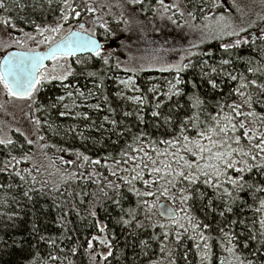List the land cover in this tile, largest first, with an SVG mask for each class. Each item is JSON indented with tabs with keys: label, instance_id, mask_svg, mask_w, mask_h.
<instances>
[{
	"label": "trees",
	"instance_id": "16d2710c",
	"mask_svg": "<svg viewBox=\"0 0 264 264\" xmlns=\"http://www.w3.org/2000/svg\"><path fill=\"white\" fill-rule=\"evenodd\" d=\"M144 1L149 4L148 8L145 10V7L142 8L141 5H138L137 8H140L146 14H150V8L154 4V0ZM196 2L205 3L206 9L210 3L206 0H195L190 5V9L195 13H198ZM20 3L25 4L22 0H20ZM8 4L11 7V1ZM26 4H31V2ZM219 12L220 15L228 14L223 9ZM51 13L47 10L33 12L31 7H26L23 10L16 8L10 14L0 10L2 16H10L16 24L18 23L27 29L33 28L34 25L19 20L20 16H25L36 21V23H45L56 19L57 13L54 12L53 15H50ZM201 15L202 13H198L197 18H204ZM254 29L249 28V31ZM217 33H213L212 36H216ZM228 38L229 36L224 35L222 39L213 38L210 41L204 39L203 42L192 48L184 62L191 61L192 66L179 74L180 78L185 81L180 86L184 92L188 95L196 92L201 99L214 102L221 99V94L227 96L240 83L239 80L233 82L224 77H216L220 87L212 90L200 76L204 61H207L209 66L218 67L221 59H231L233 63L226 66L225 71L234 75L243 74L248 80L257 79L258 82H264V75L249 73L247 71L249 65L236 59L237 56L244 57L245 60L251 58L252 64L250 66L256 68L264 65L261 56L254 52L249 45H244L242 48L233 51L232 55L229 56L220 48V44L228 41ZM190 53H195V55H190ZM207 53H211V55L209 56ZM88 64L90 65L88 71H96L99 76L104 77L102 89L97 90L96 88V85L100 83L99 77L90 78L79 74L83 71L81 65L72 64L78 74L75 77H69L63 83L74 85L75 88L77 87L87 94L90 90L96 93L92 102L99 104V109L79 110L80 112H86L89 119L74 118V115L60 117L58 112L48 107L55 101L57 96L61 95V91L56 85L61 82L52 81L46 84L44 89L39 87V91L34 93L35 101L41 106V110L36 113L35 118L36 120L39 119L41 123L37 125L35 121L33 122V133L27 138L33 143L28 144L25 139L26 136H14L12 133V139L16 143L12 155L21 160L19 164H15L13 167L16 171H20L26 179L21 181L19 177L12 173L11 167L7 172H0V184L13 185L11 190L7 188L0 189V200L12 196H16L19 200V206L14 202H10L6 206L0 205V212L18 213L13 221H8L6 215L0 216V264H91L89 255L85 252L87 241L91 240L93 236L99 238L108 236L111 238L113 235L115 236L113 240L114 254L104 264H172L173 260L175 264H201V257L195 247L196 241L188 238L192 235L191 229H189V232L184 233L181 242L178 243L176 234L182 232L183 229H179L171 223L170 219L159 216L156 209L152 210L150 220L145 218L144 210H140L137 219L144 224L143 228H136L135 222L131 227H124L116 223L121 216L128 218L126 213L121 212L120 207L125 210L135 208L137 198L134 194L128 192L127 186L123 185L122 181L110 175L108 168L104 166L105 161L102 159L109 154L119 158L121 150L128 143H131L132 136L140 131L148 133L153 140H166L177 134L178 121L184 118L185 113L191 115V111L187 106L188 95H184L182 98L173 97L171 101H164L162 105L161 111L164 114H169V110H172L173 120L177 122L175 130H173L172 127L164 125L162 118H152L151 112L154 110L155 102L152 101V95L148 92L147 85L151 76L173 75L176 73L174 71L161 72L159 68L148 67H142L145 69L144 71L124 72L122 69L115 68L116 59L114 57L110 59L109 65H104L102 60L94 56L88 60ZM205 70L209 69L206 68ZM122 73L133 74L136 84L141 88L140 94L147 97V103L144 105L143 112L140 113L144 116L145 122L143 124L137 121L135 114L128 117L123 115L125 111L135 113L136 106L117 97V90L113 89V77ZM193 83L198 87L194 89L192 87ZM105 97H107V100H105ZM239 99L232 95L229 103L232 100ZM177 101L185 107L176 109L175 104ZM254 107L257 113L264 114V107L259 104L254 105ZM109 108L115 109V112H110ZM208 111L215 114L216 109L211 107L208 108ZM245 111H247V108H245ZM105 116H108L109 120L115 119L118 122L122 121V123H118L114 127L104 120ZM101 124H103V129L100 128ZM73 126H75V131L70 130ZM126 127H131L132 131L118 136V133L124 132ZM256 127L258 130L257 135L264 132V127L259 125H256ZM191 135L194 136L195 133H191ZM145 143H147V140H145ZM244 143L247 148V142ZM133 146L135 147V145ZM159 147L163 148L164 146L159 145ZM77 152L88 155L91 160L101 159V164L93 165L88 162L84 167H80L82 160L77 159ZM25 155L29 159H22ZM6 159H9L8 149L0 145V168L4 167ZM67 161H73L74 163H67ZM107 163L111 164L112 161L109 160ZM24 169H28L29 172L25 173ZM93 169L100 175L89 179V173ZM229 174L234 175L232 172ZM120 175L128 176V173H120ZM244 175L249 182L254 181L257 184L264 182V175L256 171ZM146 178L151 179V177ZM108 180L122 185L121 192L124 199L119 207L113 203V199L116 198L115 191L106 187ZM224 186L232 190L230 185L225 184ZM136 187L141 191L149 190L145 188L142 182H136ZM195 188L196 195L186 205H181L179 200L173 202L170 197L163 195L159 196V200H167L175 208L178 207L177 213L180 216L190 215L194 218V221H199L201 225L209 224L211 226L210 229H202L206 235L212 237L208 241L210 244L209 260L204 264H221V260L231 261V264H239L236 257L244 260L245 264L249 260L253 264H264V248L260 247L258 235L260 216L255 212L258 200L253 198L252 193L247 190L239 193L240 199L232 204L233 211L221 217L219 213L223 211V200L215 198L217 197V190L206 186L203 183V178ZM28 189L32 190L30 193L32 196L31 201L22 198L21 195L23 191ZM219 191L222 192V189ZM84 193L88 195L85 196ZM105 193H107V196ZM200 193H204V197H201ZM233 195H236L234 190ZM146 199L151 202L156 200L157 197H147ZM209 200H212L211 207L208 206ZM250 205L251 207H249ZM182 207H186L188 212H181ZM213 209L215 210L213 211ZM90 210L96 212V217L89 214ZM97 220L107 225L104 232L96 227ZM232 221H237V223L232 224ZM240 221H243V223H240ZM254 221L257 222L253 223ZM180 222L187 227L186 220ZM33 224L36 225L37 231L33 230ZM161 224L164 225L163 228L160 227ZM221 228L235 237L233 240L235 249L232 255L225 252L222 247V245H229L220 232ZM164 232L169 233L168 240H164ZM253 232L257 234V240L255 241L249 240V236ZM41 236L45 239L41 240ZM51 241L55 243H51ZM141 241L145 243L142 244ZM246 243L247 247L245 246ZM162 247L164 248L163 252L161 251ZM73 248L76 249L75 253L72 251ZM102 250H104V246L100 244L99 239L93 241V250L90 251L100 252ZM253 253L256 254L253 255ZM185 254H187L186 257ZM50 255L59 256L60 259L51 261L49 259Z\"/></svg>",
	"mask_w": 264,
	"mask_h": 264
},
{
	"label": "snow or ice",
	"instance_id": "6c2138e0",
	"mask_svg": "<svg viewBox=\"0 0 264 264\" xmlns=\"http://www.w3.org/2000/svg\"><path fill=\"white\" fill-rule=\"evenodd\" d=\"M56 7H53V5ZM130 5H141L143 8L144 0H128ZM156 4L159 5L163 13H167L170 9L179 10L178 4H166L165 0H156ZM46 6V9H45ZM26 7H31L33 12L38 10L48 12H55L56 8L59 9V14L56 19L50 23H36L34 20H30L25 16H20L19 20L28 24L34 25L36 36L42 37L44 42L49 43V50L44 53H38L34 49H29L27 52H8L4 57L3 61L0 62V85L3 86L7 95L16 97L19 99H32L34 93L39 91L38 86H42L46 80L60 81L61 87L64 89V94L57 96L55 101L52 102L48 107L58 112L60 117L72 115L74 118L89 119L86 112L75 111V109L81 107L77 101L81 98L87 100L90 96H95L96 93L91 90L88 96H85L83 91L79 88H70L69 84L63 83L67 81L69 77H75L78 73L71 64L64 68V71L60 75H52L48 77L46 72L41 71L45 68L43 63L44 59H51L55 64H58L61 60L66 57L75 56L78 51H86L91 53L88 59L77 58L75 63L81 65L83 71L80 75L86 77L96 78L99 77L100 83L96 85L97 90L103 88L104 77L99 76L96 71H88V60L93 56L103 61L104 65H109L110 59L113 57L116 49H111L105 55V49L109 46L111 40L117 38V32L113 31L110 27L109 22L104 19L103 16L98 13L103 9V5L97 7L93 0H32L31 4L20 3V0H11V7L5 0H0V10L11 13L16 8L20 10ZM198 7V6H197ZM233 7L237 11H241L238 3L233 0ZM146 10V9H145ZM202 11V9H200ZM155 11V9H153ZM85 14H92L91 23L98 26V29H102L100 32L96 28L89 29L87 20H81ZM107 15V13H106ZM180 15L184 16V12L180 11ZM188 16L192 20L196 19L194 12H189ZM163 18V16H162ZM173 24L177 23L172 16L167 17ZM204 19H208L207 16ZM260 22H264V16L259 17ZM75 21L76 27H68L67 31L60 36L59 40L54 38L55 35L60 34L66 24H71ZM218 22L225 21L223 15L217 17ZM5 28L16 29V23L9 17L0 19ZM127 23V22H125ZM207 27V25L205 26ZM256 23L249 24L248 28L241 27L236 30L231 23H225L220 32L214 36V39H222L224 35L229 37H237L232 43H221L220 48L229 56L232 52L242 48L244 45H249L252 50L261 56L264 60V27L259 28L258 32L249 33V28H256ZM232 29V30H228ZM125 28L122 31H127ZM22 32L25 37L29 40L35 39V37L28 32H24L22 28L18 29ZM245 34V35H242ZM103 36V41L99 37ZM203 42V41H201ZM259 42V43H258ZM17 44H21L22 41H15ZM196 45H193L195 47ZM120 48H128L130 45L121 42ZM195 55V53H190ZM211 55V53H207ZM132 57L129 56V60ZM183 57L181 62L176 64H170L159 68L161 72L174 71L177 76L174 81H167V90L162 91L160 87L153 85L148 89L149 93L155 95H162L168 101H171L173 97L182 98L184 95H188L180 87L185 83L180 78V73L185 72L189 67L192 66V62L183 63ZM237 60L244 62L249 65L247 71L249 73H260L264 75V65L261 67H251L252 59L245 60L244 57L237 56ZM231 59H221L218 67L209 66L207 61H204L200 76L201 79L206 82L212 90H216L220 87L217 83L216 77H224L230 81L239 80L240 83L237 87L231 90V92L224 96L221 94V99L213 101H206L201 99L200 95L196 92L188 95V109L191 111V115L185 113L183 119L178 121V132L175 136L170 139H156L153 140L148 133L140 131L136 135L132 136L131 143H128L124 149L119 153V158L112 156L111 154L103 157L105 161L104 166L108 168L110 175L116 177L122 181L123 185L127 186L128 192L135 195L137 203L135 208H129L125 210L120 207L122 213H126L128 218L121 216L117 219L116 223L124 227H131L135 222L136 228H143L144 224L137 218L140 215V210H144L146 219H151V213L153 209L158 208L161 215L168 217L171 223L175 224L179 229H183L182 232H177L176 241L181 242V238L184 233L189 232L191 229L192 235L188 238L196 241L195 247L197 248L198 255L201 257V264L209 260L210 256V244L208 241L212 239L210 235H206L205 231L210 229L209 224H203L199 221H194V218L190 215L180 216L179 213L174 211L167 205L160 206L159 196L163 195L170 197L173 202L179 200L181 205H186L196 195L195 186L203 178V183L217 190V197L223 200V211H220L221 217L225 216L226 213L233 211L232 204H235L240 199L239 193L247 190L251 192L253 198L258 200V206L255 207V212L259 214L258 220L260 231V247L264 248V182L257 184L256 182H249L245 178V173H251L256 171L257 173L264 175V132L257 135V127H264V114L257 113L254 105L259 104L264 107V82H258L257 79L248 80L243 74L234 75L231 72L225 71V67L232 64ZM123 61L116 56L115 68L124 72H136L144 71V68L136 69L129 67H122ZM208 68L209 70H205ZM55 71V67L53 68ZM118 79L119 84L123 85L124 89L131 90L133 93H140V89L136 86L135 81L132 77L128 79ZM223 82V81H221ZM195 89L198 87L195 83L192 84ZM232 95L240 98L239 100H232L229 103ZM116 96L131 102L136 106L135 113L125 111L124 117L132 116L135 114L137 121L140 124L145 122L144 116L140 113L143 112L144 105L147 103V97L142 94L125 95L124 91H119ZM70 101L69 102H66ZM107 100V97H105ZM36 103V101H33ZM163 100H157L154 105V110L151 112V116L154 119H163L164 125L170 126L175 130L176 121L173 120L172 110H169V114H164L161 111ZM43 107V106H42ZM88 107L99 109V104L88 105ZM185 105L176 102V109H183ZM214 107L216 109L215 114L208 111V108ZM247 108V111H245ZM38 111L40 109H37ZM110 112H115V109L109 108ZM240 118V119H238ZM104 120L111 123L114 127L118 123L117 120H109L108 116L104 117ZM35 123L39 125L41 121L35 120ZM50 126V125H49ZM159 127V125H157ZM103 129V124L100 125ZM71 131H75L73 126ZM16 131H20L17 129ZM132 131L131 127H126L124 132L118 133L119 135H125ZM195 133V135H191ZM22 136L24 133H20ZM27 140V137H25ZM43 139V137H41ZM147 140V143H145ZM247 142V148L245 143ZM28 144H32L31 140H27ZM0 145L5 149H8L9 159L4 162V167L0 168V172H7L9 168H12V173L19 177L21 181H25V176L21 175L20 171H16L13 165L19 164L20 159L12 155V151L16 148V143L11 137H0ZM135 145V147L133 146ZM159 145H163L160 148ZM77 159L82 160L80 167H84L85 164L90 162L93 165H100L101 159L91 160L88 155L77 152ZM22 159L27 160L29 157L25 155ZM111 160L112 163L108 164L107 161ZM67 163H74L73 161H67ZM28 173V169L23 170ZM128 173V176L120 175V173ZM232 172L234 175H230ZM11 174V173H10ZM74 175V174H70ZM100 174L93 169L89 173L88 178L91 179L93 176H99ZM146 177H151L148 179ZM34 179V178H33ZM98 182V181H96ZM136 182H142L146 189L141 191L136 187ZM230 185V190L224 185ZM183 185V186H182ZM12 184L4 185L0 184V189L7 188L11 190ZM19 187V186H18ZM106 187L111 188L116 193V198L113 199V203L116 206H121L124 196L121 192V184L114 183L112 180H108ZM222 189V192L219 191ZM233 190L236 195H233ZM31 189L22 192V198H27L28 201L32 200L30 195ZM87 196V193H84ZM107 196V193H105ZM201 197H204V193H200ZM147 197H157L154 201H149ZM10 202H14L19 206V200L16 196L5 197L0 200V205L6 206ZM83 203V201H81ZM212 200H209V207H211ZM251 207V205L249 206ZM215 209H213L214 211ZM181 212L187 213L186 207L181 208ZM89 214L92 217H96V212L90 210ZM7 216L8 221H13L14 217L18 215L16 212L4 213L0 212V216ZM181 220L187 221V227ZM254 221L253 223H256ZM232 224L237 221H232ZM243 223V221H240ZM96 227L104 232L107 225L102 224L99 220L96 221ZM155 227V225H153ZM164 227L163 224L160 225ZM203 229V230H202ZM33 230L37 231L36 225L33 224ZM220 232L225 237L229 246H223L224 251L230 255L234 254L235 244L233 240L235 237L230 233L226 232L223 228ZM251 232V229H250ZM164 240H168L169 233L164 232ZM155 238V237H154ZM41 240L45 237L41 236ZM99 239L100 244L104 246V250L100 252L90 251L93 250V241ZM115 236L111 238L104 236L99 238L93 236L91 240L87 241V249L85 252L89 255L91 264H104L109 257L113 256V240ZM249 240H257V234L252 233L249 236ZM51 243H55L51 241ZM144 244V241H141ZM202 243V247H201ZM146 246V245H145ZM247 247V243L245 244ZM73 253L76 249H72ZM164 251V248H161ZM256 253H253L255 255ZM187 254H185V257ZM99 258V260H97ZM51 261H57L60 259L59 256L50 255ZM239 264H245V261L236 257ZM175 264V261H172ZM221 264H231V261L221 260ZM246 264H253L251 260L247 261Z\"/></svg>",
	"mask_w": 264,
	"mask_h": 264
},
{
	"label": "rangeland",
	"instance_id": "374dc122",
	"mask_svg": "<svg viewBox=\"0 0 264 264\" xmlns=\"http://www.w3.org/2000/svg\"><path fill=\"white\" fill-rule=\"evenodd\" d=\"M11 0H5L8 3ZM25 4L27 2H32V0H22ZM209 3V7L206 9L205 3L196 2L198 13H202L208 19H198V13H195L196 19L192 20L188 16L189 12H193L190 9L195 0H165L166 4H178L179 10L170 9L167 13H163L159 5L154 4L150 8L151 13L146 14L138 5H130L128 0H93L97 7L103 5V9L98 13V15L103 16L105 20L109 22L110 27L113 31L117 32V38L110 41L109 46L105 49V55L111 49H116L113 57H119L121 61L124 62L122 67L129 68H160L170 64H176L181 62V57H183V63L187 58L188 53L192 50L193 45L201 43L204 39L213 40V33H219L222 26L225 23H231L236 30L244 27L248 28L249 24L256 23L257 27L249 33L258 32L259 28L264 27V22H260L259 17L264 16V0H235L239 4L241 11H237L233 7V0H206ZM148 3L144 1L143 6L145 9L148 8ZM53 7H56L55 3ZM155 9V11H153ZM202 9V11L200 10ZM225 10L228 14H221L225 17V21L218 22L217 17L220 15V10ZM229 10V11H228ZM180 11L184 12V16L180 15ZM55 13L57 16L59 14V9L56 8ZM107 13V15H106ZM52 12L50 15H53ZM201 15V16H202ZM163 16V18H162ZM172 16L177 23L173 24L171 20L167 17ZM8 16H2L0 14V19ZM92 14H85L81 20L88 21V28H96L100 32L102 29H98V26L91 23ZM52 20L45 23H50ZM127 22V23H125ZM207 25V27H205ZM68 27H76L75 21L71 24H66L64 30L55 35L54 38L57 40L60 38L64 32L67 31ZM22 28L24 32L31 33L35 39L29 40L23 35L18 29ZM127 28V31H122ZM229 31L232 29H228ZM210 32V33H209ZM245 35V34H242ZM227 37V36H226ZM237 37H229L228 41L223 43H232ZM101 42L103 41V36L99 37ZM22 41L21 44L15 43V41ZM123 42L124 44L130 45L128 48H120L119 45ZM49 45V43L44 42L42 37L36 36L35 27L27 29L23 28L20 24H16V29L5 28V26L0 23V56L9 48H20V49H44ZM129 56L132 57L129 60ZM87 56H76V57H66L61 60L58 64L54 65L51 60L45 64V68L41 71L46 72L48 77L52 75H60L64 71V68L75 63L77 58L88 59ZM55 67V71L53 68ZM177 74L164 75V76H151L148 79V88L156 85L160 87L162 91L167 90V81H174ZM132 77L136 84V79L133 74H119L115 75L113 89L117 92L124 91L125 95H133L140 93H133L131 90L124 89L123 85L119 84L118 79H128ZM54 80H46L42 86H38L44 89L45 85L51 83ZM67 84V83H66ZM58 89L61 91V95L64 94V89L61 87V83L56 84ZM136 86L141 90V88L136 84ZM70 88H75L74 85H69ZM77 88V87H76ZM84 92V91H83ZM85 93V92H84ZM152 95V101L157 102V100L167 101L162 95ZM85 96H88L85 93ZM93 96H90L87 100L81 98L77 101L81 107L75 109L79 111L81 109H90L88 105L95 104L92 102ZM124 100V99H123ZM35 101L34 94L32 99H19L7 95L5 89L0 85V137H11L13 135H21L24 133L23 137L29 138L33 133V122L36 120V113L41 110V106ZM69 102L70 101H67ZM37 109H40L39 111ZM74 115V113L72 114ZM69 115V116H72ZM19 129L20 131H16ZM164 200V199H161ZM160 201V200H159ZM169 202V201H168ZM170 203V202H169ZM171 204V203H170ZM176 211L178 209L175 208Z\"/></svg>",
	"mask_w": 264,
	"mask_h": 264
},
{
	"label": "water",
	"instance_id": "95a60500",
	"mask_svg": "<svg viewBox=\"0 0 264 264\" xmlns=\"http://www.w3.org/2000/svg\"><path fill=\"white\" fill-rule=\"evenodd\" d=\"M57 40H59V39H57ZM49 47H50V45H48V46H47L46 48H44V49H34V50H35L36 52H38V53L44 54V53H46V52L49 50ZM28 50H29V49L9 48V49L5 50V52L0 56V62L3 61V57H4L8 52H27ZM83 55H91V53H88V52H86V51L81 50V51H78V52L76 53L75 56H83ZM72 57H74V56H72ZM50 61H51V59H47V58H45L44 61H43V63H44V65H45V64H47V63L50 62ZM159 202H160V206L167 205L168 207H170V208H172L174 211H176L175 207H174L172 204H170L167 200H160ZM156 211H157V213L159 214V216H161L162 218L169 219L168 217L161 215V213H160V211H159L158 208H156ZM176 212H177V211H176Z\"/></svg>",
	"mask_w": 264,
	"mask_h": 264
}]
</instances>
